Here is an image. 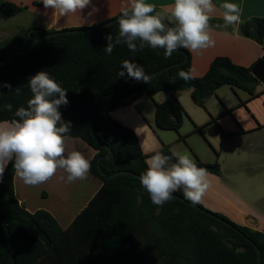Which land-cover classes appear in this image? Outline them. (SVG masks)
I'll return each mask as SVG.
<instances>
[{
	"label": "trees",
	"instance_id": "obj_1",
	"mask_svg": "<svg viewBox=\"0 0 264 264\" xmlns=\"http://www.w3.org/2000/svg\"><path fill=\"white\" fill-rule=\"evenodd\" d=\"M23 10L9 0H0V13L6 17H15ZM120 15L93 31L44 38L31 51L0 64V84L11 85V90L0 88V121L15 118L17 108L26 107L32 96L27 86L29 78L42 70L48 72L68 90L69 102L59 109L62 118L71 122L67 135L96 151L90 174L102 182L88 206L64 230L48 211L31 213L19 203L14 190L16 174L10 164L0 183V264H47L49 257L50 264H258V251L264 264L263 232L238 225L200 204L193 205L182 191L174 193V198L163 206L153 204L139 181L146 170L147 156L138 137L111 117V112L125 106L129 97L152 98L160 92L190 90L192 100L206 109L207 101L224 86L235 93L238 107L247 106L264 94L258 90L262 83L253 74V68L264 57L250 67L236 65L228 57H217L203 77L191 75L185 81L178 73H191L187 49L180 48L165 58L164 49L145 47L133 53L121 44L111 55L105 53L106 37L118 34ZM217 23L224 21H210ZM80 29L87 28L67 30ZM238 29L241 36L254 40L264 50V18H252L239 24ZM56 32L59 31L23 28L16 36L0 41V61ZM124 60L143 66L149 76L176 66L151 78L149 84H139L110 97L109 94L139 82L127 74L118 76ZM17 88L21 89L20 95L15 93ZM239 91L247 93L248 98L241 100ZM103 96L87 112L89 122L85 112ZM5 104H12L11 112L3 108ZM187 116L176 98L156 104V125L177 132L178 141L186 140L180 130ZM105 146L113 150L114 160L106 158L109 151ZM161 152L171 155V147L164 146ZM193 160L208 173L222 174L219 162L204 163L198 157ZM118 172L135 176L108 177Z\"/></svg>",
	"mask_w": 264,
	"mask_h": 264
},
{
	"label": "crops",
	"instance_id": "obj_2",
	"mask_svg": "<svg viewBox=\"0 0 264 264\" xmlns=\"http://www.w3.org/2000/svg\"><path fill=\"white\" fill-rule=\"evenodd\" d=\"M9 2L24 8L23 12L12 17L16 21L19 20V26H17L19 30L39 28L52 31L98 26L121 14L122 7L128 4V0H91V4L80 13L60 16L50 8L45 9L42 0H9ZM146 2L155 4L157 9L164 11L173 3V0H146ZM224 2L235 3L240 7L239 24L252 18H264V0H213L216 10L212 14V20H223L224 10L220 5ZM239 24L236 25V31H233L232 27L224 28L220 23L211 24L215 45L195 52L189 51L193 77H203L217 57H228L236 65L244 67H250L264 57V50L258 43L239 34ZM218 25L220 27H217ZM2 32L6 33L0 30L1 34ZM221 89L216 96L223 103L225 112L219 116L212 112L210 106L207 110V104L205 110L208 111V115L195 111L191 104L198 105L193 100L192 103L187 99V96L191 97V91L185 90L172 93L160 92L152 98L131 96L125 106L111 112V117L136 133L142 152L147 158L156 151H161L164 146H170L171 151L189 154L192 159L198 157L204 163L219 162L222 174L219 176L208 173L209 187L200 205L224 215L238 225L264 233V177L246 173L243 165L250 161L249 163H260L259 167L264 169V163H262L264 151L260 156H253L245 151H234L228 159L225 151H222V148L221 151L219 150L220 142L222 147L225 136L257 134L263 129L264 94L249 102L247 106L238 107V99L237 102H231L224 98ZM173 98H176L185 111H188L183 124L188 122L187 124L191 127L181 134L186 136L185 141H178L179 135L176 132L162 130L156 125V104ZM188 109H193L195 114H191V110ZM247 109L250 113L246 115L244 112H247ZM89 148L91 147L80 139L69 138L66 141L67 152L80 151L91 163L96 151ZM61 177H66V173L58 170L47 182L38 186H29L15 175L14 190L17 200L27 211L34 213L43 209L50 213V185L53 189L64 190L77 186L85 188L88 198L81 206V210L72 218L66 213H60L62 220L68 221L67 226L59 223L66 230L79 213L88 206L101 188L102 182L94 178L90 172L87 179L73 183H68ZM58 192L60 191H54V193ZM40 199L41 202L38 203ZM47 264H50V257L47 259Z\"/></svg>",
	"mask_w": 264,
	"mask_h": 264
},
{
	"label": "clouds",
	"instance_id": "obj_3",
	"mask_svg": "<svg viewBox=\"0 0 264 264\" xmlns=\"http://www.w3.org/2000/svg\"><path fill=\"white\" fill-rule=\"evenodd\" d=\"M45 9H52L60 16L77 14L91 4V0H42ZM223 27H232L240 22V7L224 2ZM216 10L213 0H173L167 10H157L156 5L146 0H128L117 20L118 34L106 37V54L111 55L117 45L124 44L136 53L145 47L164 49L165 58L184 48L199 51L215 45L210 24ZM171 25V26H170ZM217 27H220L219 25ZM119 77H128L150 83V76L143 66L124 60ZM178 77L189 80L191 73L181 70ZM27 86L32 94L27 105L20 106L13 119L0 121V183L11 164L16 176L24 184L38 186L51 179L57 171L66 173L68 183L87 179L91 163L80 151H66L67 134L71 122L65 121L59 111L68 104L67 91L48 72L39 71L29 78ZM0 88L11 85L0 84ZM20 95L21 89L15 90ZM12 104L3 108L12 111ZM146 170L140 175V184L148 192L153 204L163 206L182 191L183 197L193 205L200 204L209 182L208 172L198 167L189 154L172 151L165 155L156 151L145 161Z\"/></svg>",
	"mask_w": 264,
	"mask_h": 264
},
{
	"label": "rangeland",
	"instance_id": "obj_4",
	"mask_svg": "<svg viewBox=\"0 0 264 264\" xmlns=\"http://www.w3.org/2000/svg\"><path fill=\"white\" fill-rule=\"evenodd\" d=\"M18 21L19 20L16 21L15 19L6 17L0 13V30L6 31V33L5 32H2V34L0 33V41L7 40L19 34L22 28L20 30L18 29L17 27L19 26ZM258 90L260 92H263L264 84H261L258 87ZM220 91L223 94L224 98L229 99L231 102L233 101L237 102V97L229 86L222 87ZM238 94L242 100H245L248 97L247 93L243 91H239ZM187 99L192 101L191 97L187 96ZM191 105L192 108L195 109V111H198L203 115H208V111H207L208 106H210L211 110H213L212 112H214L216 116H219V114L225 112L223 103L221 102V100L217 98L216 95L212 96V98L207 102V110L199 106H195V104H191ZM188 110L190 111L191 109ZM246 111L247 112H244L242 110V112H244L246 115L247 113H250L249 109H247ZM186 112L188 114V111ZM190 112H192L191 114H195L193 109ZM235 120H237L236 117ZM185 123L186 124L185 125L183 124V127L180 130V134L184 133L188 129V127H191L190 124H187L188 122ZM219 147H220L219 149L220 151L221 148L222 151H225V154L227 155L228 159L234 151H245L249 154H252L253 156L254 155L260 156L263 153L262 151H264V128L260 130L257 134H251V133H248L246 135L231 134L225 136V139L222 143V147H221V142ZM89 149L91 150V148ZM249 162L243 164L245 168V172L248 174L254 173L258 177H264V169L259 167L260 163H249ZM262 163H264V159L262 160ZM54 191L55 192L60 191V192L54 193ZM87 195L88 193L86 192V189L83 188L82 186H77L72 189L64 190V189H53L52 186L50 185V213L58 220V222L62 226H67L66 224L68 221L62 220V218L60 217V213L63 214L66 213L68 214V217L72 218L81 210V206L86 201V198H88ZM40 202L41 199L38 200V203Z\"/></svg>",
	"mask_w": 264,
	"mask_h": 264
},
{
	"label": "water",
	"instance_id": "obj_5",
	"mask_svg": "<svg viewBox=\"0 0 264 264\" xmlns=\"http://www.w3.org/2000/svg\"><path fill=\"white\" fill-rule=\"evenodd\" d=\"M108 24H109V23H107L106 25H108ZM103 26H105V25H100V26H98V27H90V28L83 29V30L80 29V30H66V31H59V32H56V33H54V34L44 35V36L38 38V39L33 43V45H32L29 49L24 50V51H18V52H15V53H13V54H10V55L7 56L3 61H0V64H5L6 62H8V61L10 60V58H12V57H13L14 55H16V54H23V53H26V52L31 51V50L36 46V44H37L40 40H42V39H44V38H47V37H50V36H54V35H57V34H72V33L86 32V31H93V30H96L97 28H101V27H103ZM176 51H177V50H176ZM174 66H176V65L168 66V67L162 69L161 71H159V72H157V73H154L153 75L150 76V78H153V77L157 76L158 74H161V73H163V72H165V71H168V70H170V69H171L172 67H174ZM253 74H254V76H255V77H256V78H257L262 84H264V60L258 62V63L255 65V67L253 68ZM143 83H145V82H143V81L136 82V83H134V84H132V85H129V86H127V87H124V88H122V89H119V90H117V91H115V92L109 94V96H110V97H115V96L121 94L122 92H124L125 90H127V89H129V88L134 87V86H137V85H139V84H143ZM103 98H104V96L101 97L100 99H98V100L94 103V105H92V106H91V107L85 112V115H86L87 119L89 120V122H91V121H90V119L88 118L87 112H88L93 106H95L96 104H98ZM91 129L93 130V126H92V125H91ZM105 147H106V148L108 149V151H109V153H108V155L106 156V158L109 159V160H114V159H115V154H114L113 150H112L110 147H108V146H105ZM98 164H99V168H100V160L98 161ZM100 170H101V168H100ZM101 171H102V170H101ZM102 174H103L104 176H108V175L105 174V173H102ZM120 174H131V175H134V176H135L134 173H130V172H118V173H115V174L110 175V176H108V177L113 178V177H115V176H117V175H120ZM258 252H259L258 264H261V260H262L261 252H260V251H258Z\"/></svg>",
	"mask_w": 264,
	"mask_h": 264
}]
</instances>
